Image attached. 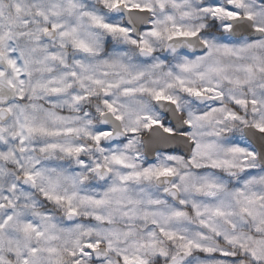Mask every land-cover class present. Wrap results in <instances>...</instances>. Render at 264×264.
<instances>
[{
    "label": "snow or ice",
    "instance_id": "1",
    "mask_svg": "<svg viewBox=\"0 0 264 264\" xmlns=\"http://www.w3.org/2000/svg\"><path fill=\"white\" fill-rule=\"evenodd\" d=\"M0 264H264V0H0Z\"/></svg>",
    "mask_w": 264,
    "mask_h": 264
}]
</instances>
